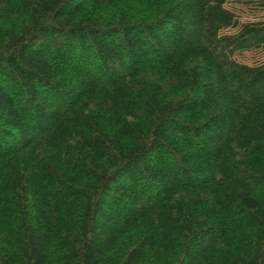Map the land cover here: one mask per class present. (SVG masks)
<instances>
[{
	"label": "trees",
	"instance_id": "trees-1",
	"mask_svg": "<svg viewBox=\"0 0 264 264\" xmlns=\"http://www.w3.org/2000/svg\"><path fill=\"white\" fill-rule=\"evenodd\" d=\"M230 2L0 0V264H264V20Z\"/></svg>",
	"mask_w": 264,
	"mask_h": 264
},
{
	"label": "rangeland",
	"instance_id": "rangeland-1",
	"mask_svg": "<svg viewBox=\"0 0 264 264\" xmlns=\"http://www.w3.org/2000/svg\"><path fill=\"white\" fill-rule=\"evenodd\" d=\"M256 0H231L226 6L230 10L238 23H249L264 20V10L260 9L257 5ZM233 30L226 31L231 34ZM235 60L239 63L248 65L255 64L259 61L264 60V48L253 52L238 53L234 56Z\"/></svg>",
	"mask_w": 264,
	"mask_h": 264
}]
</instances>
